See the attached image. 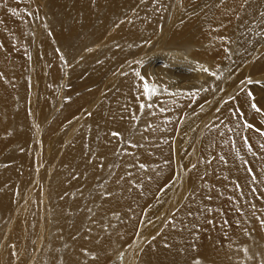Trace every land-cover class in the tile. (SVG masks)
I'll list each match as a JSON object with an SVG mask.
<instances>
[{"label":"bare ground","instance_id":"6f19581e","mask_svg":"<svg viewBox=\"0 0 264 264\" xmlns=\"http://www.w3.org/2000/svg\"><path fill=\"white\" fill-rule=\"evenodd\" d=\"M261 13L0 0V264H264Z\"/></svg>","mask_w":264,"mask_h":264},{"label":"snow or ice","instance_id":"6c2138e0","mask_svg":"<svg viewBox=\"0 0 264 264\" xmlns=\"http://www.w3.org/2000/svg\"><path fill=\"white\" fill-rule=\"evenodd\" d=\"M261 15L264 16V13H261ZM136 75H137V76H140L141 74H140V73H136ZM141 79H143V77H141ZM248 83H249V84H252L253 82H252L251 80H249ZM165 91H167V90H165ZM144 92H145V94L148 96V99H149V100H151L152 95H155V94H156L155 90H152V91L149 90V88H148V84H147V83L144 84ZM193 95H194V94H193ZM246 95L251 96L252 93L249 92V93H246ZM144 107H145L144 104H141V105H140V108H141V109H143ZM148 107L150 108L151 105H148ZM251 107L254 109L255 112H257V113H260V112H261V109H260L259 107H257V105H256L255 103H253V104L251 105ZM162 110H163V109H162ZM233 114L235 115L236 113H233ZM245 126L248 127V128H250V129L253 127L251 124H246ZM111 135L114 136V137H118V138H119V136H120V134L117 133V132H113ZM260 135L264 136V132H260ZM262 147H264V145H262ZM140 167H141V168H144V165L141 164ZM262 226H264V225H262Z\"/></svg>","mask_w":264,"mask_h":264}]
</instances>
